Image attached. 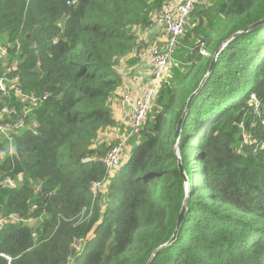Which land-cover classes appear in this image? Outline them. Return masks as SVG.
<instances>
[{"label": "trees", "instance_id": "obj_1", "mask_svg": "<svg viewBox=\"0 0 264 264\" xmlns=\"http://www.w3.org/2000/svg\"><path fill=\"white\" fill-rule=\"evenodd\" d=\"M68 1L0 0V122L10 120L5 106L22 116L17 89L40 99L13 153L0 133V264H146L162 245L150 264H264V24L226 45L184 117L189 192L174 151L216 50L264 18V0L194 9L181 39L189 47L175 53L129 158L96 196L120 69L151 46L141 36L165 0Z\"/></svg>", "mask_w": 264, "mask_h": 264}, {"label": "built area", "instance_id": "obj_2", "mask_svg": "<svg viewBox=\"0 0 264 264\" xmlns=\"http://www.w3.org/2000/svg\"><path fill=\"white\" fill-rule=\"evenodd\" d=\"M76 0H69L68 3ZM206 0H165L162 10L156 20V24L162 26L166 32V38L158 44H153L142 54L151 64V76L142 93L132 96L129 92H124L121 97V105L127 114L124 123L114 127L115 142L110 145L109 150L103 156L102 161L106 166V176L102 181L92 184L91 191L96 196L100 191H104L105 186L109 183L113 175L123 164L126 150L131 144L132 139L139 136L142 125L146 120L152 106L158 97L159 91L164 82L170 75L174 54L179 46L180 39L191 29L194 28L191 15L199 4H205ZM5 52L6 48H2ZM201 53L208 55V51L202 48ZM14 80H18L16 77ZM2 89L5 90L2 82ZM16 95L26 102L22 116L13 119L18 109L16 106H5L3 111L6 112L10 120L0 122V133H2L10 143L9 152H14L13 139L14 134L27 125V117L32 110L38 106L40 99L35 96H26L21 89L16 90ZM46 98V96H44ZM256 100V96H252ZM264 125V121H262ZM35 132V131H34ZM21 179V176H20ZM6 185L11 187L17 186V181L8 177L4 180Z\"/></svg>", "mask_w": 264, "mask_h": 264}, {"label": "crops", "instance_id": "obj_3", "mask_svg": "<svg viewBox=\"0 0 264 264\" xmlns=\"http://www.w3.org/2000/svg\"><path fill=\"white\" fill-rule=\"evenodd\" d=\"M141 38L143 40H146L151 45L158 44L159 42H161L162 40L166 38V32L162 26H159L156 24L149 31H145L142 34ZM183 47L188 48L189 45L180 43L176 52L180 50L185 52L186 51L185 49L182 50ZM133 55L134 54L132 53L131 56ZM120 71L124 75V80H125L124 85L119 89L118 96L114 97L111 102L113 117L117 122L116 125L120 123H124L127 119V114L123 110L122 105H121V97L123 93L129 92L132 96H137L142 93L143 89L147 85L149 78L151 76V64L147 60L146 57L141 55L140 59L137 62H135L133 65L124 64L122 68L120 69ZM116 125H114L111 128H107L106 130L101 132L99 143H107L108 145L109 144L111 145L112 143L115 142L114 127ZM132 145L133 144L131 142V144H129L126 150L127 154H125L123 162H125L129 158ZM21 179H22V176H21Z\"/></svg>", "mask_w": 264, "mask_h": 264}, {"label": "water", "instance_id": "obj_4", "mask_svg": "<svg viewBox=\"0 0 264 264\" xmlns=\"http://www.w3.org/2000/svg\"><path fill=\"white\" fill-rule=\"evenodd\" d=\"M261 24H264V18H262L261 20L247 26L245 29L243 30H240L238 32H236L234 35H232L230 38L224 40L222 42V44L220 45V47L216 50L215 54H214V57H213V60L210 64V67L206 73V75L204 76L203 80L201 81L199 87L190 95L189 99H188V102H187V105H186V110L182 116V118L179 120L178 124H177V128L175 130V133H174V140H175V146H174V151H175V154H176V157L178 159V167H179V170L181 172V174L184 176L185 178V181H186V187H187V192H189V185H190V180L185 172V168H184V165L182 164V161H181V154H180V151H179V143H180V139H181V132H182V125H183V121H184V117L185 115L187 114V112L190 110V105H191V102L192 100L194 99L195 95L200 91L205 79L212 73L214 67H215V62L218 58V55L220 54V52L226 47V45L228 43H230V41L232 39H234L235 37H237L238 35L242 34V33H245V32H248L249 30H252L254 28H256L258 25H261ZM185 212H186V205L184 204L183 205V208L179 214V217H178V221H177V228L174 232V235L171 237V239L168 241V243L174 241L176 239V236H177V233L180 229V226L184 220V215H185ZM167 243V244H168ZM164 245L158 247L154 253L152 254V256L150 257V259L148 260V262L146 264H150L151 261L153 260L155 254L157 253V251L159 249H161Z\"/></svg>", "mask_w": 264, "mask_h": 264}, {"label": "rangeland", "instance_id": "obj_5", "mask_svg": "<svg viewBox=\"0 0 264 264\" xmlns=\"http://www.w3.org/2000/svg\"><path fill=\"white\" fill-rule=\"evenodd\" d=\"M207 1V0H206ZM182 39V38H181ZM180 39V40H181ZM180 43H182V41L180 42ZM185 48L183 47V50H184ZM177 51V50H176ZM183 52V51H182ZM176 53V52H175ZM211 55V53L209 52L208 53V55H206L207 57H209ZM178 63V59H177V61H176V58H175V54H174V60H173V62H172V68H171V71H170V75H169V77L171 76V73H172V71H173V68H174V66H176V64ZM168 77V78H169ZM168 80V79H167ZM179 151H180V149H179ZM128 152H129V150H128ZM126 154H127V152H126ZM181 154V153H180ZM124 157H125V155H124Z\"/></svg>", "mask_w": 264, "mask_h": 264}]
</instances>
